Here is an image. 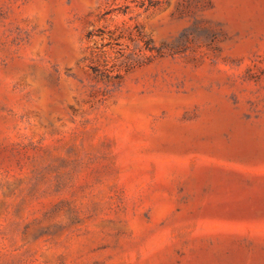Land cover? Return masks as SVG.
<instances>
[{"label": "rangeland", "instance_id": "rangeland-1", "mask_svg": "<svg viewBox=\"0 0 264 264\" xmlns=\"http://www.w3.org/2000/svg\"><path fill=\"white\" fill-rule=\"evenodd\" d=\"M0 264H264V0H0Z\"/></svg>", "mask_w": 264, "mask_h": 264}]
</instances>
